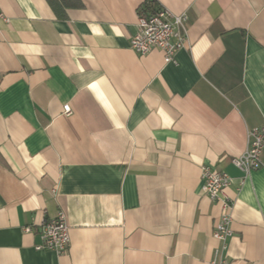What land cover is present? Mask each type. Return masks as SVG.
Here are the masks:
<instances>
[{
  "label": "crops",
  "instance_id": "1",
  "mask_svg": "<svg viewBox=\"0 0 264 264\" xmlns=\"http://www.w3.org/2000/svg\"><path fill=\"white\" fill-rule=\"evenodd\" d=\"M144 1L0 0V264H210L204 165L231 178L228 264H264V146L231 162L264 126V0H156L188 15L167 63L130 47ZM59 210L69 246L36 248Z\"/></svg>",
  "mask_w": 264,
  "mask_h": 264
},
{
  "label": "built area",
  "instance_id": "2",
  "mask_svg": "<svg viewBox=\"0 0 264 264\" xmlns=\"http://www.w3.org/2000/svg\"><path fill=\"white\" fill-rule=\"evenodd\" d=\"M0 19L9 22V18L0 12ZM188 15L185 11L175 13L167 7L158 6L152 12L138 14L135 21V32L129 40L130 47L137 53L144 55L151 49L161 50L164 61L175 62L176 52L185 44ZM66 114L70 113L69 104L63 105ZM264 146V126L253 127L246 131V146L244 151L231 159V162L246 176L252 170L259 168L261 152ZM202 191L209 198L219 203L218 220L212 232L219 245L213 252L210 264H228L226 255L227 239L231 235V221L233 201L226 194L231 183L230 176L210 165L201 169ZM24 231H29L25 227ZM42 243L36 248H49L57 253L64 252L70 244L69 226L64 212L46 220L41 226Z\"/></svg>",
  "mask_w": 264,
  "mask_h": 264
},
{
  "label": "trees",
  "instance_id": "3",
  "mask_svg": "<svg viewBox=\"0 0 264 264\" xmlns=\"http://www.w3.org/2000/svg\"><path fill=\"white\" fill-rule=\"evenodd\" d=\"M157 6L158 3L156 0H145L142 4L138 6L137 13L140 15L147 14L155 10Z\"/></svg>",
  "mask_w": 264,
  "mask_h": 264
}]
</instances>
